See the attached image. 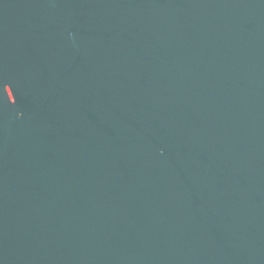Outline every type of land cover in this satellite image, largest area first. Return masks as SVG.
Returning a JSON list of instances; mask_svg holds the SVG:
<instances>
[{"label": "water", "instance_id": "1", "mask_svg": "<svg viewBox=\"0 0 264 264\" xmlns=\"http://www.w3.org/2000/svg\"><path fill=\"white\" fill-rule=\"evenodd\" d=\"M0 264H264V0H0Z\"/></svg>", "mask_w": 264, "mask_h": 264}]
</instances>
